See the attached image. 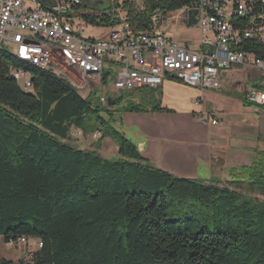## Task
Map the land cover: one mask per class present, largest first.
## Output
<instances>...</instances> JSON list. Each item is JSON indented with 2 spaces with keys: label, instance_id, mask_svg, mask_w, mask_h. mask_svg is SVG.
Instances as JSON below:
<instances>
[{
  "label": "trees",
  "instance_id": "trees-1",
  "mask_svg": "<svg viewBox=\"0 0 264 264\" xmlns=\"http://www.w3.org/2000/svg\"><path fill=\"white\" fill-rule=\"evenodd\" d=\"M116 1H82L74 16L98 28L123 18L143 32L154 27V15L161 27L169 13L197 7V0ZM239 50L264 62V45L255 39ZM11 67L31 73L33 93L9 77ZM157 91L136 90L137 101L120 106V96L113 107L93 109L64 79L0 47V238L42 245L28 252L29 261L0 257V264H264V201L241 192L248 186L264 197V151H254L251 164L232 169L221 185L154 167L115 128L120 117L113 111L169 112ZM72 130L109 137L118 158L73 146Z\"/></svg>",
  "mask_w": 264,
  "mask_h": 264
},
{
  "label": "built area",
  "instance_id": "built-area-1",
  "mask_svg": "<svg viewBox=\"0 0 264 264\" xmlns=\"http://www.w3.org/2000/svg\"><path fill=\"white\" fill-rule=\"evenodd\" d=\"M81 2L0 0V47L48 67L82 96L89 93L90 83H97L102 105L127 92L156 90L168 80L199 92L217 91L221 75L236 67L258 70L264 84V62L239 50L246 40L264 45V0H197L194 9L201 35L196 51L166 37L156 27L158 14L149 31L134 32L121 18L105 38H85L86 25L74 16ZM8 75L24 93H33L32 75L10 69ZM193 101L201 105L200 97ZM244 101L264 113V85L248 88ZM212 123L217 124L216 119ZM29 241L21 238L19 243L31 251Z\"/></svg>",
  "mask_w": 264,
  "mask_h": 264
},
{
  "label": "crops",
  "instance_id": "crops-1",
  "mask_svg": "<svg viewBox=\"0 0 264 264\" xmlns=\"http://www.w3.org/2000/svg\"><path fill=\"white\" fill-rule=\"evenodd\" d=\"M220 82L217 91L206 93L193 89V97L177 102L168 96L172 86L182 84L165 81L156 90H161V106L169 112H123L119 131L145 160L166 173L204 183H227L232 169L249 166L253 152L264 151V113L244 101L248 88H262L264 84L258 70L243 67L222 74ZM227 89L240 93V100H235V109L230 111L226 103L234 99L217 95ZM199 97L201 105L196 106L193 100ZM212 98L218 99L219 108L210 105L208 100ZM213 119L217 124L212 123ZM1 257L7 259L5 252Z\"/></svg>",
  "mask_w": 264,
  "mask_h": 264
},
{
  "label": "rangeland",
  "instance_id": "rangeland-1",
  "mask_svg": "<svg viewBox=\"0 0 264 264\" xmlns=\"http://www.w3.org/2000/svg\"><path fill=\"white\" fill-rule=\"evenodd\" d=\"M125 0H117L116 3L120 5ZM133 1L136 5L140 6L141 2L140 0H129ZM117 11V9H114ZM118 12V11H117ZM185 11L180 10L173 13H169L164 20L163 24L161 25L160 31H162L166 37L172 38L175 42L181 45H186L190 51H196L198 49V39L200 37V31L197 28L196 25L194 26H187L185 21ZM122 17V14H121ZM111 31V28H98L94 26H86L84 27L83 31V37L90 38V39H101L105 38L109 32ZM254 81L250 80V83H253ZM148 90V89H147ZM172 93H169L168 98H171V100H176L177 102H185L188 98L193 97L195 95L194 90L188 86L185 85H174L171 88ZM206 93H210V91H205ZM80 95V92H77ZM99 94L100 89L98 88L97 83L92 82L90 83V91L86 95L82 96L85 97L93 109H105L107 107V104H100L99 102ZM104 96L107 94L103 93ZM217 95H223L228 96L231 99H234L233 102L229 101L226 103L227 110H233L235 109V100H240V93L234 91V89H227L226 91H221V93ZM142 94L140 93H132L127 92L122 95L123 100L120 104V106L126 105L130 100L137 101L139 97H141ZM156 96L161 98V90H158L156 92ZM203 102H205L203 100ZM211 106L219 108L221 105L218 103L217 98H212L211 100H208ZM114 109V116L117 120L119 119L120 113H116ZM228 112V111H227ZM102 115V114H101ZM102 117L107 119V114H103ZM120 123L115 124V128L119 130ZM121 131V130H120ZM70 144L73 146L83 149L87 152H97L99 156H101L104 159H107L109 161H114L118 158L117 155V145L114 141H112L109 137L101 138L100 134H88L83 135L79 130H72L70 134ZM241 192L257 197L259 200L264 201L263 196L257 195L250 187L244 186L241 188ZM36 240H30L29 244L32 246L31 252L37 250ZM5 248H8V250H4ZM24 245L20 243L16 244H7L4 245L2 242V239L0 238V257L5 252V255L8 260L12 261H19V260H30V254L27 253L25 255L24 253L28 249L23 250ZM7 252V253H6Z\"/></svg>",
  "mask_w": 264,
  "mask_h": 264
},
{
  "label": "water",
  "instance_id": "water-1",
  "mask_svg": "<svg viewBox=\"0 0 264 264\" xmlns=\"http://www.w3.org/2000/svg\"><path fill=\"white\" fill-rule=\"evenodd\" d=\"M82 1L91 7H96L98 5H101L103 2L102 0H82ZM197 16H198V11L196 9H188L186 11V25L187 26L196 25ZM117 102H118V98L117 99L108 98L107 99V106L113 107L114 105L117 104Z\"/></svg>",
  "mask_w": 264,
  "mask_h": 264
},
{
  "label": "bare ground",
  "instance_id": "bare-ground-1",
  "mask_svg": "<svg viewBox=\"0 0 264 264\" xmlns=\"http://www.w3.org/2000/svg\"><path fill=\"white\" fill-rule=\"evenodd\" d=\"M7 51H8V50H7ZM9 52H10L12 55H14L18 60H20V61H22V62H24V63H26V64H28V65H30V66L36 68V69H38V70H41V71H43V72H44V71H45V72H48V73L52 74L53 76L58 77V75L52 73V71H50V69H49L48 67H43V66H41V65L31 63V62L27 61L26 58H23L22 56H18V55H16L15 53H12L11 51H9ZM10 70H13L14 72H18V73H21V74L31 75L30 72L25 71L24 69H21V68L11 67ZM58 78H60V77H58ZM65 81H66V82H67V83L73 88V85L71 84V82H69V80H65ZM73 89H75V91H77L76 88H73ZM29 242H30V241H29Z\"/></svg>",
  "mask_w": 264,
  "mask_h": 264
}]
</instances>
